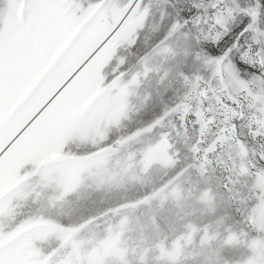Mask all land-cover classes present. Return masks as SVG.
<instances>
[{"label": "snow or ice", "instance_id": "1", "mask_svg": "<svg viewBox=\"0 0 264 264\" xmlns=\"http://www.w3.org/2000/svg\"><path fill=\"white\" fill-rule=\"evenodd\" d=\"M262 213L264 0H0V264H264Z\"/></svg>", "mask_w": 264, "mask_h": 264}, {"label": "rangeland", "instance_id": "2", "mask_svg": "<svg viewBox=\"0 0 264 264\" xmlns=\"http://www.w3.org/2000/svg\"><path fill=\"white\" fill-rule=\"evenodd\" d=\"M159 175H160L159 171L157 169H153V176L158 178ZM262 218H264V213H262Z\"/></svg>", "mask_w": 264, "mask_h": 264}]
</instances>
